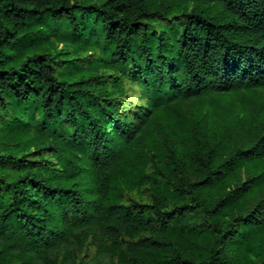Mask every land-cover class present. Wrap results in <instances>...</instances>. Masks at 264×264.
Instances as JSON below:
<instances>
[{"label":"trees","instance_id":"obj_1","mask_svg":"<svg viewBox=\"0 0 264 264\" xmlns=\"http://www.w3.org/2000/svg\"><path fill=\"white\" fill-rule=\"evenodd\" d=\"M88 1L0 0V264H264L261 109L186 112L264 89V0Z\"/></svg>","mask_w":264,"mask_h":264},{"label":"rangeland","instance_id":"obj_2","mask_svg":"<svg viewBox=\"0 0 264 264\" xmlns=\"http://www.w3.org/2000/svg\"><path fill=\"white\" fill-rule=\"evenodd\" d=\"M76 1H79L81 3L84 0H76ZM87 4L91 6L94 5V2L89 0ZM189 9H191V7H189ZM100 44H102V41H100ZM63 49H64L63 44H59L56 48V52L62 51ZM216 101L220 103V106L222 108L237 109L241 117L244 116V112H243L244 110H246L248 116L251 117L254 114L251 108L261 109L260 116H256V114L254 115L257 117V120L259 122L264 121V89H258L252 92L242 91L238 95H233L230 93H225V94L212 93L207 95L202 100L192 101L189 110H187L186 112L189 115L205 113L207 110L210 109L209 106H212V104Z\"/></svg>","mask_w":264,"mask_h":264}]
</instances>
